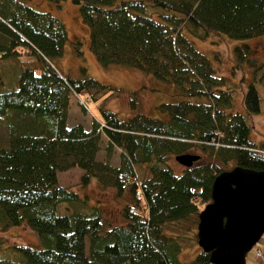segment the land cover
<instances>
[{"label": "trees", "instance_id": "16d2710c", "mask_svg": "<svg viewBox=\"0 0 264 264\" xmlns=\"http://www.w3.org/2000/svg\"><path fill=\"white\" fill-rule=\"evenodd\" d=\"M72 1L102 66H129L175 83L185 98L159 103L163 116L153 117L139 111V89L123 94L84 66L81 77L65 74L58 66L68 39L62 19L25 0H0V117L7 124L6 142L0 137V228L27 225L39 241L0 245V264H211L201 247L188 260L180 253L198 244L199 212L212 199L216 175L235 165L264 169V140L250 139L264 61L248 44L235 46L236 68L254 71L244 111L235 110L229 79L187 32L264 34V0ZM79 93L101 99L100 116L88 127L68 124L71 94ZM107 98H119L128 115L106 107ZM115 149L118 165L110 163ZM191 151L202 155L176 173L168 158ZM70 167L83 170L81 185L95 179L114 190L123 222L106 221L88 193L59 182L58 171ZM59 204L73 210L59 213Z\"/></svg>", "mask_w": 264, "mask_h": 264}, {"label": "rangeland", "instance_id": "374dc122", "mask_svg": "<svg viewBox=\"0 0 264 264\" xmlns=\"http://www.w3.org/2000/svg\"><path fill=\"white\" fill-rule=\"evenodd\" d=\"M35 8L43 11H50L58 16L64 22L68 39L65 43L64 54L58 60V66L65 73L73 78H78L83 75L82 66L85 67L86 73L100 81L109 83L114 87L123 91V94L134 89L141 90L140 102L138 105L139 111L153 117H160L163 114L157 109V105L161 102L176 101L185 98L180 92V88L175 84L166 80L158 79L151 74H144L139 70L123 65L113 64L110 66H102L94 53L90 49L89 28L82 21L79 13V4L72 0H25ZM187 36L193 40L199 50L207 54L216 67V72L219 75H225L229 79V83L234 89V109L244 111L242 98L247 89L249 82L253 79L254 71L250 67L242 69L236 68L235 46L248 44L251 48V55L259 61H264V34L253 36L251 38H231L225 34H210L207 38L195 37L187 32ZM77 44L82 54L78 53L75 44ZM91 53V54H90ZM93 54V55H92ZM98 63L94 60V57ZM256 86L261 96V110L253 113L250 120L252 127L250 130V139L260 142L264 140V81L257 80ZM107 95V94H106ZM105 95V96H106ZM121 95L119 96V98ZM119 98H107L105 101L106 107L119 111L121 115L127 116L129 110L120 102ZM192 99H199L191 97ZM81 101L85 102L88 109L82 108ZM101 99L93 100L86 98L85 93L79 95L71 94L70 108L68 113V124L77 122L84 123L85 126L90 125L91 119L100 116L98 105ZM130 109V108H129ZM0 137L4 142L7 140V124L0 117ZM106 138L103 135L101 141V150L98 153L99 159L105 158ZM192 152V151H191ZM199 153L200 152H193ZM169 164L173 167L176 173L181 172L184 165L180 164L175 157L168 158ZM110 163L113 165L119 164L118 150L115 149L110 157ZM83 170L79 167H70L65 170L58 171V180L61 184L77 190L81 194L85 192L89 195L91 203L98 202L103 210L106 221L111 223H121L122 201L115 199L114 190L112 188H101L93 179L88 185L80 184V176ZM73 209L70 205L59 204V213H68ZM197 231V230H196ZM11 243H21L37 245L38 234L35 230L27 225L12 226L7 229L0 228V245ZM200 249L198 244L193 243L191 246L185 247L181 253L182 260L192 258ZM260 252V255L257 254ZM264 263V233L257 243L247 252L246 264H263Z\"/></svg>", "mask_w": 264, "mask_h": 264}, {"label": "water", "instance_id": "95a60500", "mask_svg": "<svg viewBox=\"0 0 264 264\" xmlns=\"http://www.w3.org/2000/svg\"><path fill=\"white\" fill-rule=\"evenodd\" d=\"M199 154L175 156L191 166ZM211 201L199 212L198 244L211 264H246L247 252L264 233V169L235 165L213 180Z\"/></svg>", "mask_w": 264, "mask_h": 264}, {"label": "crops", "instance_id": "0c3cea01", "mask_svg": "<svg viewBox=\"0 0 264 264\" xmlns=\"http://www.w3.org/2000/svg\"><path fill=\"white\" fill-rule=\"evenodd\" d=\"M90 54H91V53H90ZM92 55H93V54H92ZM93 57H94V56H93ZM94 60L96 61V63H98L97 60L95 59V57H94Z\"/></svg>", "mask_w": 264, "mask_h": 264}]
</instances>
